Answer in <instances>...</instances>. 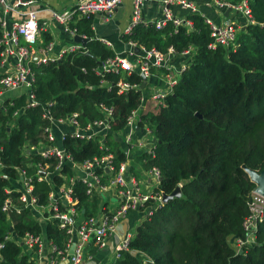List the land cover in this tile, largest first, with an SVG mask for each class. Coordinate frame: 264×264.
<instances>
[{
  "label": "trees",
  "instance_id": "16d2710c",
  "mask_svg": "<svg viewBox=\"0 0 264 264\" xmlns=\"http://www.w3.org/2000/svg\"><path fill=\"white\" fill-rule=\"evenodd\" d=\"M229 1L238 4L242 0ZM249 6L255 23L239 31L236 48L209 49L213 39L201 13L187 16L193 23L192 31L185 25L176 30L169 23L163 30L139 26L124 37L163 52L173 46L177 54L191 47L195 53L174 93L167 98V107L147 117L156 125L158 143L154 153H134L142 171L160 170L163 180L157 192L170 195L180 188L182 196L170 200L141 223L130 250L117 264H264V222L256 244L244 253L236 254L230 244L233 238L245 237L243 221L257 188L247 169L257 173L264 170V0H249ZM92 20H82L78 25L90 39L89 54H73L60 62L35 67V93L42 102H55L56 117L78 111L87 121L99 117L98 103L114 106L118 124L105 148L115 155L114 164L119 167L127 161V146L118 134L126 115L138 107L140 92L120 95L100 85L93 68L113 57L114 52L95 40ZM125 78L140 81L138 75ZM7 99L0 105V161L4 166L0 174V243H4L0 264H31L20 246L5 241L12 228L15 235H42L60 248L66 244L67 235L58 222H39L28 210L10 215L2 211L8 198L6 176L16 178V167L33 174L27 165L41 159L23 155V149L42 141L43 128L48 124L40 107L25 109L24 91L8 94ZM64 146L79 162L102 155L97 141L69 140ZM50 162L53 171L55 162ZM130 171L139 173L136 164ZM62 173L74 176L69 168ZM54 181L62 183L58 176ZM73 188L82 214L98 215L101 198L87 196L81 182ZM50 191L46 182L36 185L34 194L40 205L48 204Z\"/></svg>",
  "mask_w": 264,
  "mask_h": 264
},
{
  "label": "built area",
  "instance_id": "2783aa9c",
  "mask_svg": "<svg viewBox=\"0 0 264 264\" xmlns=\"http://www.w3.org/2000/svg\"><path fill=\"white\" fill-rule=\"evenodd\" d=\"M53 1L57 0H0V100L5 92L24 91L27 99L25 109L40 107L42 117L48 123L43 128L42 141L34 146L27 145L23 149V155L41 159L27 165L32 168L33 174L24 167H16V178L6 176L9 185L5 192L8 198L2 211L10 215L28 210L39 222H58L59 228L66 232L67 242L60 248L42 235L31 232L23 236L15 235L13 228L5 241L20 246L22 255L28 256V262L31 264H42L45 261L48 264L64 261H68V264H86L88 244L93 243L98 249H106L109 238L129 214H143L141 220L144 222L165 204L164 195L156 191L162 177L160 170H148V185L143 187L142 179L129 171V160L136 150L154 153L158 143L155 135L156 125L147 117L156 115L167 107V98L174 93L183 72L190 65V61L185 62L179 70L174 59H189L195 53V49L191 47L177 54L173 46L163 52L156 47L147 48L135 41H126L124 37L132 35L139 26H154L157 30H163L169 23H172L176 30L185 25L192 31L193 23L186 16L176 15L173 9L178 8L190 13L201 12L190 0H158L162 7V18L153 21L144 17V5L151 0H132L131 20L122 33L124 49L114 52L113 57L100 61L93 68L94 74L100 78V85L107 91L116 90L120 95H127L132 91L140 92L138 107L126 115L124 128L118 134V139L121 138L127 146V161L117 167L114 164L115 155L105 148L110 134L118 124L116 108L98 103L96 110L99 117L87 121L83 120L81 112L78 111L56 117L53 110L56 107L55 102H42L37 98L35 67L60 62L73 54H89L87 45L75 41L77 37L89 39L79 30V22L93 19L95 16H100L105 23L112 21L124 0H76L73 8L62 11L50 7L52 20L70 41L68 45L62 41L48 39L49 22L42 20L39 11L34 9L37 4H50ZM210 4L223 16L227 9L231 8L232 12L224 24L205 17L213 39L209 49L216 50L219 46L236 48L239 31L255 23L249 0H242L238 4H232L229 0H210ZM239 16L243 18V22L239 21ZM95 40L114 51L111 41L104 38ZM83 72L87 73L86 69H83ZM135 75L140 77V81L125 78ZM143 78L147 81L144 89L141 88ZM150 82H153V85ZM69 140L97 141L102 155L83 162L76 161L64 146ZM52 160L55 162L54 170L50 171L53 167L50 162ZM3 167L0 161V174ZM65 168L76 174L72 177L63 174ZM56 176L61 178V184L54 181ZM45 182L51 187L49 202L47 205H40L34 192L37 184ZM76 182H81L86 187V195L90 198H103L104 195L114 193L118 204L114 207L109 204L104 206L96 216H84L73 188ZM180 187L182 188V185ZM14 194L18 196L14 197ZM248 208L249 213L243 221L245 237L233 238L230 241L236 254L244 253V249L256 244L257 232L264 222V194L255 189L248 202ZM135 237L136 235L129 234L116 246L113 264H117L122 259V254L130 250ZM73 245V253H70ZM3 248L2 242L0 260ZM141 255L144 257V263H147L148 259Z\"/></svg>",
  "mask_w": 264,
  "mask_h": 264
},
{
  "label": "crops",
  "instance_id": "0c3cea01",
  "mask_svg": "<svg viewBox=\"0 0 264 264\" xmlns=\"http://www.w3.org/2000/svg\"><path fill=\"white\" fill-rule=\"evenodd\" d=\"M146 2L144 5V17L149 20L157 21L162 18V7L160 3ZM201 12L202 16L210 18L218 23H223L228 18V16H223L220 11L215 9L210 4V0H190ZM132 0H124L122 5L116 11L115 17L112 21L103 22L100 16L93 17L92 26L94 30V38H104L111 41L114 44V51L118 52L124 49V44L122 42V33L128 27L132 15ZM76 5V0H57L50 4H37L34 9L38 10L40 13V18L42 20H48V39L56 40L57 42L62 41L64 44L68 45L70 41L64 34L60 31V28L52 20L51 12L49 8L52 7L56 10L62 11L65 9H71ZM174 13L179 16H188L190 12L185 10H180L178 8L173 9ZM225 15V14H224ZM239 18V17H238ZM239 21L243 22V18H239ZM59 50V49H58ZM190 61V62H189ZM192 59L189 58H175L174 63L179 70L182 69L184 63L189 62L191 64ZM142 151V150H141ZM132 164H136L137 169L140 170V164L136 163L135 156L129 160V171ZM131 172V171H130ZM133 173V172H132ZM75 175L76 173L73 172ZM134 174V173H133ZM141 179V173L134 174ZM145 176L148 177L147 171H145ZM107 201L101 198V210L104 206L111 205L112 207L118 204V200L114 193H109ZM116 203V204H114ZM84 212V211H83ZM101 213V211L99 212ZM138 214V213H137ZM135 213H131V216H127L117 227L116 232L109 238L108 246L106 249H98L93 243L88 244L86 248V264H113L115 259V248L116 246L124 240L129 234L137 235L138 227L141 225L142 220H138V216ZM136 227L135 234L131 232L132 228ZM42 264H48L45 261ZM57 264H68V261L59 262Z\"/></svg>",
  "mask_w": 264,
  "mask_h": 264
},
{
  "label": "water",
  "instance_id": "95a60500",
  "mask_svg": "<svg viewBox=\"0 0 264 264\" xmlns=\"http://www.w3.org/2000/svg\"><path fill=\"white\" fill-rule=\"evenodd\" d=\"M153 3H158V0H153ZM232 12V9H227L225 12V16H229V14ZM75 41L78 43H82L84 46H86L90 39H83L81 37H77L75 38ZM139 51V49L137 50V52ZM147 81L145 78H143V83L141 85V88L144 89V87L146 86ZM247 172L250 176V180L251 182L255 183L257 185L256 190L259 191L260 193L264 194V170L261 173H257L254 172L252 170L247 169ZM163 178H160V182H162ZM182 196V190L180 188H177L172 194L170 195H164V203H168L170 200L174 199V198H178ZM75 245L72 246L70 253H73Z\"/></svg>",
  "mask_w": 264,
  "mask_h": 264
},
{
  "label": "rangeland",
  "instance_id": "374dc122",
  "mask_svg": "<svg viewBox=\"0 0 264 264\" xmlns=\"http://www.w3.org/2000/svg\"><path fill=\"white\" fill-rule=\"evenodd\" d=\"M239 18H241V16H239ZM150 84L153 85V82H150ZM14 93H16V92H5L4 95H3V97H2V99L0 100V105L3 104L5 101H8V99H7V95L8 94L14 95ZM139 171L141 173V179H142V182H143L142 185H143V187H145L146 185H148L147 182H148L149 178L145 176V171H142L141 168H140ZM153 187H155V186H153ZM108 196L109 195H104L103 196V198H104L105 201H107V197ZM114 204H116V203H114ZM135 214H137V213H135ZM130 216H131V214H129V217ZM137 216H138V220H141L143 218V214H141V215L137 214ZM131 232H133L135 234L136 227L135 228L133 227L131 229Z\"/></svg>",
  "mask_w": 264,
  "mask_h": 264
}]
</instances>
